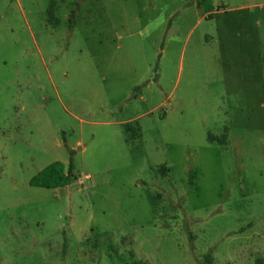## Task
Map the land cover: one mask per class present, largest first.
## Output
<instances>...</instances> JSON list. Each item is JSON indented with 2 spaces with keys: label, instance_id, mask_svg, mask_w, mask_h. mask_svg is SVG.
<instances>
[{
  "label": "rangeland",
  "instance_id": "obj_1",
  "mask_svg": "<svg viewBox=\"0 0 264 264\" xmlns=\"http://www.w3.org/2000/svg\"><path fill=\"white\" fill-rule=\"evenodd\" d=\"M205 254L264 262V0H0V264Z\"/></svg>",
  "mask_w": 264,
  "mask_h": 264
},
{
  "label": "trees",
  "instance_id": "obj_2",
  "mask_svg": "<svg viewBox=\"0 0 264 264\" xmlns=\"http://www.w3.org/2000/svg\"><path fill=\"white\" fill-rule=\"evenodd\" d=\"M47 13H48V20L58 22V20L54 15L52 6L49 7ZM207 138L209 141L215 140L213 135L211 134H208ZM219 142H221V144H224L225 137L222 136V139ZM72 169L73 168L71 161L68 164L67 171L64 170V164L61 161L59 160L54 161L48 164L47 166H45L36 175H34L30 179L29 184L32 186H39L44 188H55L59 186H65L69 184L71 181ZM203 259H204L203 264L211 263V257L209 254H205L203 256ZM133 264H146V263L140 261H134ZM254 264H264V262L262 260H256Z\"/></svg>",
  "mask_w": 264,
  "mask_h": 264
},
{
  "label": "crops",
  "instance_id": "obj_3",
  "mask_svg": "<svg viewBox=\"0 0 264 264\" xmlns=\"http://www.w3.org/2000/svg\"><path fill=\"white\" fill-rule=\"evenodd\" d=\"M258 7L257 3H253V2H246V3H242L239 8L241 9H248L250 11H255V8Z\"/></svg>",
  "mask_w": 264,
  "mask_h": 264
}]
</instances>
